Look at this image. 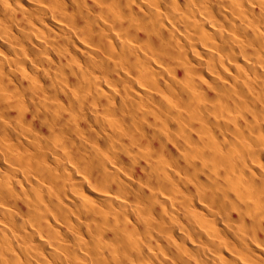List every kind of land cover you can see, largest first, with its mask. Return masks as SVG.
Masks as SVG:
<instances>
[{"label":"bare ground","instance_id":"6f19581e","mask_svg":"<svg viewBox=\"0 0 264 264\" xmlns=\"http://www.w3.org/2000/svg\"><path fill=\"white\" fill-rule=\"evenodd\" d=\"M0 264H264V0H0Z\"/></svg>","mask_w":264,"mask_h":264}]
</instances>
